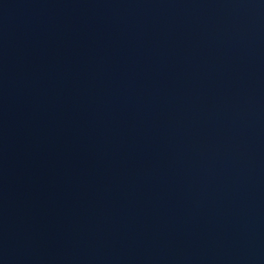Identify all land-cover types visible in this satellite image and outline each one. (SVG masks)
Instances as JSON below:
<instances>
[{
	"label": "water",
	"instance_id": "water-1",
	"mask_svg": "<svg viewBox=\"0 0 264 264\" xmlns=\"http://www.w3.org/2000/svg\"><path fill=\"white\" fill-rule=\"evenodd\" d=\"M0 264H264V0H0Z\"/></svg>",
	"mask_w": 264,
	"mask_h": 264
}]
</instances>
